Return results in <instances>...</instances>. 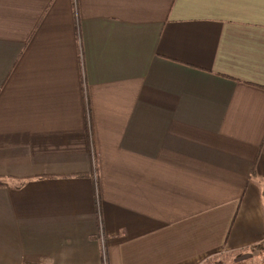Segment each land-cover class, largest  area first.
Listing matches in <instances>:
<instances>
[{
    "label": "crops",
    "instance_id": "1",
    "mask_svg": "<svg viewBox=\"0 0 264 264\" xmlns=\"http://www.w3.org/2000/svg\"><path fill=\"white\" fill-rule=\"evenodd\" d=\"M257 246L264 0H0V264Z\"/></svg>",
    "mask_w": 264,
    "mask_h": 264
},
{
    "label": "rangeland",
    "instance_id": "2",
    "mask_svg": "<svg viewBox=\"0 0 264 264\" xmlns=\"http://www.w3.org/2000/svg\"><path fill=\"white\" fill-rule=\"evenodd\" d=\"M208 264H264V248L257 246L247 250L228 252L214 257Z\"/></svg>",
    "mask_w": 264,
    "mask_h": 264
},
{
    "label": "trees",
    "instance_id": "3",
    "mask_svg": "<svg viewBox=\"0 0 264 264\" xmlns=\"http://www.w3.org/2000/svg\"><path fill=\"white\" fill-rule=\"evenodd\" d=\"M29 264V263H28Z\"/></svg>",
    "mask_w": 264,
    "mask_h": 264
}]
</instances>
